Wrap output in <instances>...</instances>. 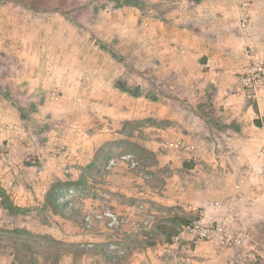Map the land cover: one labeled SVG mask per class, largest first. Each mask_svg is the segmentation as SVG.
Returning <instances> with one entry per match:
<instances>
[{"label": "crops", "instance_id": "0c3cea01", "mask_svg": "<svg viewBox=\"0 0 264 264\" xmlns=\"http://www.w3.org/2000/svg\"><path fill=\"white\" fill-rule=\"evenodd\" d=\"M249 53L264 59V0H0V264H16L10 234L33 224L62 245L56 264H228L206 242H147L139 224L146 208L160 222L194 206L215 217L231 195L264 242V91L256 102L240 81ZM177 136L200 157L168 148ZM113 144L149 166L108 167ZM33 209L45 217L17 225Z\"/></svg>", "mask_w": 264, "mask_h": 264}, {"label": "built area", "instance_id": "2783aa9c", "mask_svg": "<svg viewBox=\"0 0 264 264\" xmlns=\"http://www.w3.org/2000/svg\"><path fill=\"white\" fill-rule=\"evenodd\" d=\"M244 6H246L244 4ZM242 24L246 26L248 19L243 13ZM252 50V49H251ZM253 51V50H252ZM249 63L242 69L240 81L249 99L256 102L261 99L264 91V59L255 53H249ZM53 98L58 100L59 95L53 93ZM169 146L175 153L183 155H197L198 150L195 145L187 142L182 137H174L169 140ZM130 155H124L127 159ZM117 164L114 159L110 160L108 167ZM135 164V163H134ZM244 181V179L242 180ZM76 190L69 188L64 194L60 195L65 212L77 207L75 202ZM238 195H231L218 199L214 202V207L219 211L215 217L208 216L205 208L192 207V216L187 223L178 227V231L167 243H181L182 241L193 242L201 241L215 246L221 251L230 253L228 264H264V242H251L252 230L242 221L237 208ZM146 214L144 222H148L154 216ZM148 263V260L147 262ZM176 264H193L192 255H181L175 259Z\"/></svg>", "mask_w": 264, "mask_h": 264}, {"label": "rangeland", "instance_id": "374dc122", "mask_svg": "<svg viewBox=\"0 0 264 264\" xmlns=\"http://www.w3.org/2000/svg\"><path fill=\"white\" fill-rule=\"evenodd\" d=\"M166 146L171 149V147L169 146V140L167 141ZM106 147L108 148L103 151L104 154L108 153L109 154L108 157L110 158V156H112V159H114L117 163V164H112L111 165L112 167L122 166V167H127V169H137V168L146 169L149 166V164H147L148 162H150L149 160L143 161L141 158L138 157L134 144L132 145L113 144V145H106ZM144 149L149 150L150 145H145ZM124 155H130V156L129 158L124 159L122 158V156ZM107 159L108 158H106V160ZM107 163H108L107 166H109L110 161L109 162L107 161ZM105 167H102V168H105ZM145 179L150 180V176L145 177ZM64 193L65 192H63V194ZM32 211L33 213H29V211L27 210H20V211L18 210L15 214H12L14 216V220L17 222V225H19L18 222H20L21 219L24 220L25 222L27 221L28 223L33 222L31 219H29L30 217H33V215H36L40 219H43L45 217V216L40 215L41 212L39 211L38 213L36 209L31 210V212ZM145 211H146V214H149V215L152 214L150 210H148V208H146ZM63 212H64V215L66 214V216L71 217L77 212V208L69 210V213H68V212H65V207L63 206ZM191 217H193L192 214L187 216L186 220H189ZM159 220L160 218L154 217L148 220L147 223L142 221V223L139 224V227L143 229V231L148 233L147 242H155L156 239L158 238L159 233H161L160 240L167 239V236L165 232L162 231L160 225H170V226H176V227L181 226L177 222H172V221L160 222ZM27 227L28 226H23V227H20V229L17 227L14 230L16 233L13 236L12 234H10L11 238H9V243L12 246V254H13V259L15 263H17L18 261H26L28 262V264H48V262L46 263L44 261V258H46L50 253H52V257H49L53 259L50 264H56V260L60 258L56 254L59 253V249L62 247L59 241L53 238L39 236L37 234L38 233L37 231H39V228H37L36 224L35 226L33 224V227L32 226H29L30 228H27ZM0 236H1V240L7 239V236L4 234H0ZM45 253H47V256Z\"/></svg>", "mask_w": 264, "mask_h": 264}, {"label": "trees", "instance_id": "16d2710c", "mask_svg": "<svg viewBox=\"0 0 264 264\" xmlns=\"http://www.w3.org/2000/svg\"><path fill=\"white\" fill-rule=\"evenodd\" d=\"M173 220H175V222H177L180 225L188 222V220H186V219L177 218V217H175ZM160 226H161L162 231L165 232V234L167 236V239L165 241L170 242L171 237L177 233L178 227L170 226V225H160ZM0 242H2L1 236H0ZM0 252H1V248H0ZM16 264H28V262L18 261Z\"/></svg>", "mask_w": 264, "mask_h": 264}]
</instances>
